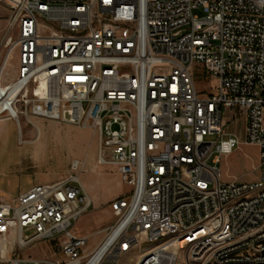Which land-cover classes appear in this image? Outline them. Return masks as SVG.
<instances>
[{
    "label": "built area",
    "instance_id": "1",
    "mask_svg": "<svg viewBox=\"0 0 264 264\" xmlns=\"http://www.w3.org/2000/svg\"><path fill=\"white\" fill-rule=\"evenodd\" d=\"M0 5V87L16 88L19 134L23 117L93 129L97 164L128 188L93 248L75 231L92 206L80 161L65 179L0 195V264H264V0ZM199 69L215 93L197 89ZM239 123L243 140L224 130ZM241 143L259 148L260 177L225 182L219 164ZM37 243L50 254L11 256Z\"/></svg>",
    "mask_w": 264,
    "mask_h": 264
},
{
    "label": "rangeland",
    "instance_id": "2",
    "mask_svg": "<svg viewBox=\"0 0 264 264\" xmlns=\"http://www.w3.org/2000/svg\"><path fill=\"white\" fill-rule=\"evenodd\" d=\"M8 9L0 5V69L4 62L5 51L2 44L6 37ZM193 14L203 17L202 9ZM15 76V63L11 62L4 72L5 83ZM197 89L203 94L215 93L213 78L200 70L194 76ZM9 118L0 122V195L16 199L32 185L57 182L73 173L72 163L80 161L81 168L74 172L87 192L91 189L92 206L75 224L76 233L89 238V247H95L102 239L101 229L114 221L110 204L118 197L128 193L114 168H104L97 164L98 139L95 130L80 129L77 126L63 124L43 118H21L22 135L19 134L16 122ZM8 122V123H7ZM7 123V124H6ZM225 133H235L243 140V123L227 124ZM39 136V137H38ZM38 137V138H37ZM21 138V142H20ZM28 141V142H26ZM37 150V154H35ZM259 148L255 145L241 143L230 155L224 156L219 164L222 180L225 182H252L260 177ZM11 227L8 231H12ZM29 230L24 235H31ZM11 242L16 241V232H11ZM52 247L45 243H37L18 254L12 247L11 256L22 258H42L49 255Z\"/></svg>",
    "mask_w": 264,
    "mask_h": 264
},
{
    "label": "bare ground",
    "instance_id": "3",
    "mask_svg": "<svg viewBox=\"0 0 264 264\" xmlns=\"http://www.w3.org/2000/svg\"><path fill=\"white\" fill-rule=\"evenodd\" d=\"M15 91H16V88H12V87L6 88L5 85L0 87V121L4 120V119L5 120L9 119V118L3 119L2 118L3 114H7V117L12 118L13 114L16 112V108L13 105V99L15 96ZM37 95L38 96L40 95L39 90L37 92Z\"/></svg>",
    "mask_w": 264,
    "mask_h": 264
},
{
    "label": "crops",
    "instance_id": "4",
    "mask_svg": "<svg viewBox=\"0 0 264 264\" xmlns=\"http://www.w3.org/2000/svg\"><path fill=\"white\" fill-rule=\"evenodd\" d=\"M2 121H4V120H1L0 122H2ZM7 121H9V120H7ZM7 123H8V122H7ZM7 123H6V124H7ZM3 132H5V131H4V128L2 127V129L0 130V136H1V134H2ZM26 142H28V141H26ZM35 154H37V150H35ZM32 186H34V185H32ZM32 186H31V187H32ZM31 187H29V188H31ZM29 188H28V189H29ZM28 189H27V190H28ZM27 190H25L24 192H26ZM24 192H21L20 194H22V193H24ZM85 192H86V191H85ZM86 193H87L88 195H91L92 192H91V189H90L89 187H88ZM20 194H19V195H20Z\"/></svg>",
    "mask_w": 264,
    "mask_h": 264
}]
</instances>
